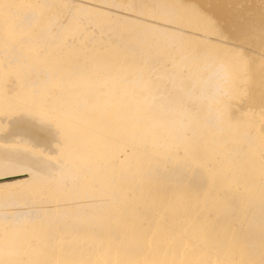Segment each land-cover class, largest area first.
<instances>
[{
	"label": "bare ground",
	"instance_id": "1",
	"mask_svg": "<svg viewBox=\"0 0 264 264\" xmlns=\"http://www.w3.org/2000/svg\"><path fill=\"white\" fill-rule=\"evenodd\" d=\"M0 264H264V0H0Z\"/></svg>",
	"mask_w": 264,
	"mask_h": 264
}]
</instances>
